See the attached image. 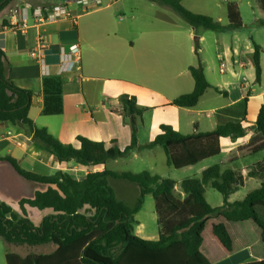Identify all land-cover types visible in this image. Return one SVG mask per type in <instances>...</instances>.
<instances>
[{
	"label": "trees",
	"instance_id": "trees-1",
	"mask_svg": "<svg viewBox=\"0 0 264 264\" xmlns=\"http://www.w3.org/2000/svg\"><path fill=\"white\" fill-rule=\"evenodd\" d=\"M13 1L0 0V12ZM147 1L172 9L195 30L204 28L225 33L239 31L243 27L235 2L227 3L228 24L223 25L210 16L187 10L181 4L183 0ZM195 42L194 51L199 57L200 41L197 39ZM253 46L255 81L259 84L263 75V48L256 42ZM4 59L5 55L0 51V122L25 130L35 145L41 146L60 164L75 162L84 167H96L126 157L132 151L141 153L160 146L169 166L184 169L219 156L222 138H241L249 130L242 124L247 116V94L237 105L221 111L212 131H198L195 125L193 133L184 135L171 125L162 124L152 141L140 145L138 131L145 109L138 106L134 96L123 95L120 98L122 112L123 116L129 117L131 128V143L124 150L116 146V140L93 141L81 135L77 136L75 144L66 145L29 117L33 91L19 88L8 78ZM189 71L194 81L193 91L173 99L171 106L193 109L208 89L228 96L226 91L209 83L201 59L198 66L190 67ZM62 86L61 75L44 79V115L64 113ZM238 110L242 111V120L225 116ZM254 128L248 147L254 154L263 153L260 172H264V105L260 107ZM0 162H7L20 178L40 186L32 197L18 202L20 214L0 200V238L10 248L54 246L49 254L31 253L22 257L8 252L6 264H264V258L251 261L250 257H255L252 248L241 242L232 229L234 226L250 227L257 242L264 243V221L256 210L264 207V182L245 193L241 201L229 203V197L244 185V178L230 168L224 169L222 164L205 168L198 178L182 181V197L176 195L177 183L174 180L149 171L116 173L104 168L77 179L62 169L51 176L28 172L10 155L0 157ZM249 176L255 174L250 172ZM110 178L135 182L140 187V199L135 206L128 207L117 198ZM205 185H211L223 196L222 206L213 208L208 203ZM148 194L155 202L159 227L156 240H145L135 233L134 217L141 211ZM30 208L42 213L37 222L31 219ZM206 236L209 237L207 241ZM241 254L247 255L249 260L239 261Z\"/></svg>",
	"mask_w": 264,
	"mask_h": 264
},
{
	"label": "crops",
	"instance_id": "crops-1",
	"mask_svg": "<svg viewBox=\"0 0 264 264\" xmlns=\"http://www.w3.org/2000/svg\"><path fill=\"white\" fill-rule=\"evenodd\" d=\"M47 1L14 0L11 3L14 5L55 3L53 0ZM117 1L111 2L105 8H101L93 14L89 13L79 16L75 23L65 20L48 25L32 26L26 33L11 28L10 14L14 5L12 9H9L10 3L0 12V51L5 55L6 75L19 88L33 91L34 95L29 117L34 123L39 127L46 128L53 136L66 145L75 144L77 136L81 135L93 141L110 142L111 140H116V144H119L120 147H127L131 143V131L127 126H123L122 105L106 98L105 94L108 83L105 80L101 85L100 79L96 76L106 71V67L111 63H115L122 69L121 72L127 78H131L129 80H133L132 78H134V82H137L131 88L123 89L122 92L129 94V96H134L137 99V104H139L140 100L144 101L147 97H150L154 107H169L172 109L170 110L172 112L166 113L164 117L157 120L154 124V136L152 140L160 132L159 127L162 124L171 125L178 131L182 122L186 123V120H188L192 130L195 131V125H197V130L200 131L201 115L207 111L211 114L212 119L215 120L214 124L216 126L217 117L223 109L237 105L245 95L249 94L247 116L246 120L242 122L243 126L248 127L249 130L241 138L221 139V145L223 139H231L232 142V145L228 147L227 159L221 162V164L223 166H233L238 164L240 160L252 155L248 146L251 137L255 133L254 122L257 120L260 107L264 105V91L257 95L255 94V89L250 87L251 83L247 79V83L243 82L245 81V78H243L239 81L240 84L230 79H240V74L242 73L237 72L238 67L239 69H245L250 64L242 56L246 53L248 56H251L254 46L248 42L245 51L243 47L233 43L231 47L226 46L222 50V55L227 57L233 65V68L230 69V79L225 80L223 85L212 84L208 77L209 72L205 69V75L209 83L213 87L228 93L226 97L227 103L210 110L208 108L198 109L200 104L209 103L210 93L219 94L214 89H208L193 109L171 106L170 103L173 99L182 94H189L194 89L193 79L192 82L188 78L186 81L182 79L186 73L190 74L189 69L193 66L190 64V52L193 49L192 29L183 30L182 28H178L176 23L172 24L171 18L162 13L163 21H169L168 28L160 27L153 30H140L136 33L130 34V32H127L124 35H120L112 24V18L107 13L108 8ZM71 10L73 13H80V10L75 6ZM39 34H44L46 40L51 45L50 53L47 57V66L37 63L30 57V51L36 45ZM75 44L79 45L81 65L80 69L73 73L61 74L63 78L62 98L64 113L46 116L42 112L44 108V79L51 75H57L60 49L64 48L69 51V48ZM263 54L264 49L261 57ZM220 55L219 58H221ZM220 62L223 63L221 59ZM220 69L221 72L225 73L226 66L222 70L220 65ZM262 72L263 75L261 76L259 85H264L263 69ZM247 88L249 90L245 94ZM233 92H235L234 96H232ZM105 101L109 102L110 109L106 107ZM194 115L198 117V120H195ZM225 116L235 120H242V111L229 112ZM112 124L116 127L114 135L107 133V127L112 126ZM14 136H17V138H14ZM23 138H27L30 144H25L22 141ZM239 139H245V142L234 145V142H237ZM32 140V137L17 125L0 122V157L12 156L19 161L22 169L34 174H38L36 171H40L43 166H51L57 171L63 169V166L74 164V162L65 165L60 164L52 155L43 151V149H34ZM16 141L21 142L22 146H18ZM262 160L258 161L256 165L241 167L238 170V174L242 175L244 182L251 177L256 178L261 173ZM5 164L8 163L0 162V179L1 177L3 179L0 181V187L10 191L9 171L7 170L10 165L5 167ZM105 166L101 165L92 168H97L96 171H102ZM246 172H253L255 176L247 177ZM6 175L7 179H4ZM31 184L34 185L31 195L19 198L17 205L21 199L32 197L35 190L40 188L35 183L31 182ZM233 195L229 197V203H233L231 201ZM0 200L7 204L10 203L6 198L0 197ZM8 252H15V250L10 248ZM263 258L259 257L256 259L255 257H250L251 261ZM238 260L248 261L249 259H247V255L241 254Z\"/></svg>",
	"mask_w": 264,
	"mask_h": 264
},
{
	"label": "rangeland",
	"instance_id": "rangeland-1",
	"mask_svg": "<svg viewBox=\"0 0 264 264\" xmlns=\"http://www.w3.org/2000/svg\"><path fill=\"white\" fill-rule=\"evenodd\" d=\"M26 1V0H22ZM43 1V0H41ZM62 0H53L55 3H60ZM116 0H103V8H105L111 2H115ZM45 2H48L45 0ZM235 2V4L239 8V12L242 17L243 27L239 31H227L225 33H219L215 31L206 30L204 28L193 29L189 24L179 16L175 11L169 9L159 4H151L146 0H118L115 4L111 5L107 13H109L110 17L113 21V26L116 28L117 32L120 35H124L127 32L136 33L140 30H153L155 28H168L169 21H163V17L161 14L167 15L172 19V24L176 23L178 28H182L190 30L193 32V49L190 52V64L193 66H198L199 59H201V64L205 69L208 70L209 80L210 82L223 85V82L227 79H230V69L233 68L231 62L227 57L222 55V50L226 46H232L238 44L243 47V50L246 51V44L248 42L253 45V42H256L258 45L262 46L264 49V8L262 6V0H183L181 4L187 8V10L197 13L210 16L212 19L220 20L223 25L228 24L227 18V3ZM28 4V3H26ZM13 3L9 6V9H12ZM93 14V13H92ZM199 39L201 50L199 51V57L195 54L194 49H196V40ZM219 54L221 58H219ZM245 54V53H244ZM246 62L249 61V65L243 69L238 67L237 72L240 74V79L231 81L240 84L243 78H245L251 83L250 87L255 89V94H260L264 91V85H259L255 81V69L254 63L252 59V55L248 56L247 53L242 56ZM220 59L226 66L225 73L221 72L220 69ZM261 67L264 70V54L261 57ZM243 70L244 73H243ZM122 69L118 67L115 63H111L106 67V71L103 73L96 75L100 79V84L104 83L106 80V98L112 100V102H117L121 104L120 98L123 95H129L122 92L123 89L131 88L135 83L133 80H129L131 78H127L124 73L121 72ZM206 72V70H205ZM189 79L192 82V78L190 74L186 73L185 76L182 77L183 80ZM239 90V88H238ZM248 88L245 90V94L248 93ZM240 91V90H239ZM210 101L207 104H200L198 109L208 108H218L221 105L227 103L226 97L223 95H219L216 93H210ZM235 92L232 93L234 96ZM101 100H103L101 98ZM104 101V100H103ZM137 101V99H136ZM264 101V99H263ZM258 102V101H256ZM150 97H147L144 101L140 100L138 106L145 109L143 114L142 123L139 124L138 131V139L139 144L144 145L150 142L154 136L153 129L154 124L157 120L164 117L166 113L172 112L169 107H154L152 105ZM105 105L108 109L111 108L108 101H105ZM173 116V115H172ZM123 126H127L131 131L129 125V117H122ZM195 120H198V117L194 115ZM214 119H212L211 114L207 111L206 113L201 115L200 121V131H212L215 129ZM116 127L112 124V126L107 127L108 134H115ZM180 133L184 135L191 134L194 130H192L191 125L188 120L186 123L182 122L181 126L178 128ZM25 144H30L27 141V138H23L22 140ZM240 141V142H239ZM245 142V139H239L237 142H234V145L242 144ZM232 145L231 139H223L221 145V154L217 157L211 158L209 160H204L203 162L191 166L188 168H180L176 169L172 166H169L167 163V158L165 152L160 146L152 149L145 150L141 153L136 151L130 152L126 157L118 158L116 160H110L106 163L105 168L112 170V172L116 173H135L140 174L143 171H149L152 174H157L162 178L174 180L176 184V195L182 196V187L181 182L188 178H198L204 168H210L215 164H221V162L226 161L229 149L228 147ZM116 146L120 150H124L125 147H120L119 144ZM34 149L40 150L41 146L33 145ZM42 151V150H41ZM249 157L242 159L236 165H224L223 168H230L236 174L239 173V169L245 166L256 165L258 161L262 160L263 153L254 154ZM40 159V158H38ZM46 164V163H44ZM9 164H5L7 167ZM7 169L9 171V185L11 186V190L7 191L3 187H0V197L6 198L9 200L10 204L17 213L20 214L19 206L17 205V201L21 197H27L31 195L33 190V184L28 182L14 172L11 166H8ZM40 169V168H39ZM249 169V168H248ZM64 172H68L73 175L77 179H81L84 176L89 174L92 171H96L97 168H89L81 166L74 162V164L69 166H63ZM56 172V169L53 167H41L40 171H36L40 176H51ZM249 172H246V176H249ZM7 179V175L4 177ZM2 177L0 181H2ZM264 182V173H259L256 178L251 177L244 182V185L240 186L238 192H236L232 197L231 201H241L244 198L245 193L249 190H254L258 185ZM110 183L115 189L117 198L121 200L128 207H133L140 199V187L135 184V182H131L124 179H112L110 178ZM3 184V182H2ZM6 184V182H5ZM206 192L205 196L208 203L213 207L217 208L220 205H223V196L211 185H205ZM183 197V196H182ZM38 209H29L28 213L32 220L38 221L40 220L42 213L39 212ZM257 212L260 215V218L264 221V207L257 208ZM135 233L139 237L145 240H156L159 238V227L157 223L156 210H155V202L151 194L145 196L142 209L139 214L135 215ZM233 232L237 235V238L241 239L246 246L251 247L255 257H264V243H258L255 233L252 231L250 227L238 228L234 226ZM240 230L243 233H240ZM209 240V237L206 236L205 241ZM15 250L17 254L22 257H25L31 253L38 254H49L54 250V246L46 245V246H13L11 248ZM10 251L9 246L6 242L1 238L0 239V264H6V254Z\"/></svg>",
	"mask_w": 264,
	"mask_h": 264
},
{
	"label": "built area",
	"instance_id": "built-area-1",
	"mask_svg": "<svg viewBox=\"0 0 264 264\" xmlns=\"http://www.w3.org/2000/svg\"><path fill=\"white\" fill-rule=\"evenodd\" d=\"M75 6L80 13H73L71 8ZM103 0H62L60 3H43L39 5L16 4L10 14L11 28L26 33L32 26L48 25L59 21H71L75 23L79 16L83 14L94 13L103 8ZM50 43L46 40L44 34H39L36 45L30 51V57L39 64L47 66V57L50 53ZM59 68L56 74L73 73L80 69V49L75 44L69 48L60 49ZM222 70L225 64L221 63ZM17 138V136H14ZM18 146L21 142L16 141Z\"/></svg>",
	"mask_w": 264,
	"mask_h": 264
}]
</instances>
